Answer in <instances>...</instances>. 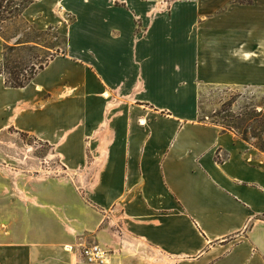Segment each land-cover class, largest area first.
Instances as JSON below:
<instances>
[{
    "label": "crops",
    "instance_id": "obj_1",
    "mask_svg": "<svg viewBox=\"0 0 264 264\" xmlns=\"http://www.w3.org/2000/svg\"><path fill=\"white\" fill-rule=\"evenodd\" d=\"M235 1L25 10L65 44L25 88L0 74V134L85 154L67 169L95 171L79 187L0 166V264H90L80 244L107 252L99 264H264V159L198 114L203 86L264 88V0Z\"/></svg>",
    "mask_w": 264,
    "mask_h": 264
},
{
    "label": "rangeland",
    "instance_id": "obj_2",
    "mask_svg": "<svg viewBox=\"0 0 264 264\" xmlns=\"http://www.w3.org/2000/svg\"><path fill=\"white\" fill-rule=\"evenodd\" d=\"M235 3L252 5L253 1L238 0ZM5 7L3 16L8 20L0 22V30L8 46L17 47V51L9 56L10 70L28 75L33 71L34 65L38 66L45 59L62 53L65 38L58 26L51 25L44 32L40 31L36 25L25 20L23 15H9L14 5L5 3ZM65 19L71 21L66 16ZM0 70L5 69L0 66ZM6 72L9 73V70L6 69ZM198 114L199 121L235 133L253 154L264 159V88L203 86L198 96ZM69 143L72 148H81L83 144L80 140ZM83 159L87 162L85 154H59L51 144L15 130L0 134L1 168L22 175L43 179L68 177L77 180L79 187H82V174L89 171L86 169L87 163L83 170L67 169L66 164H79L81 168Z\"/></svg>",
    "mask_w": 264,
    "mask_h": 264
},
{
    "label": "trees",
    "instance_id": "obj_3",
    "mask_svg": "<svg viewBox=\"0 0 264 264\" xmlns=\"http://www.w3.org/2000/svg\"><path fill=\"white\" fill-rule=\"evenodd\" d=\"M5 3L9 5H14V9L9 12V15L13 16L17 14V17L22 16L23 13L30 5L34 3V0H0V22H5L8 18L3 16L4 10H6ZM0 36L3 37L2 31L0 30ZM4 38V37H3ZM7 42V40L4 38ZM17 51L16 46H6L4 52V60L1 64V67H4L5 70H0V74L5 76L6 84L15 89H22L25 88L36 76V74L45 68V66L49 63L52 57L45 59L41 62L38 66L34 65L33 71L25 75L21 71H12L9 69V56L12 55L14 52ZM6 69L9 70V73L6 72Z\"/></svg>",
    "mask_w": 264,
    "mask_h": 264
},
{
    "label": "built area",
    "instance_id": "obj_4",
    "mask_svg": "<svg viewBox=\"0 0 264 264\" xmlns=\"http://www.w3.org/2000/svg\"><path fill=\"white\" fill-rule=\"evenodd\" d=\"M82 258L90 264L103 263L108 254L99 245H84L80 244ZM71 250V247H68Z\"/></svg>",
    "mask_w": 264,
    "mask_h": 264
}]
</instances>
